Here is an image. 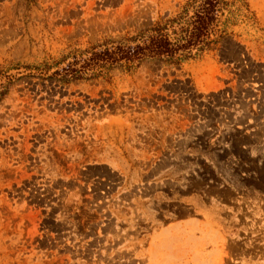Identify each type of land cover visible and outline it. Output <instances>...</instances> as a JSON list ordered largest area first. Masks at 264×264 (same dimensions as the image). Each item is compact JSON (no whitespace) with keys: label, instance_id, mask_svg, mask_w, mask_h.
I'll list each match as a JSON object with an SVG mask.
<instances>
[{"label":"rangeland","instance_id":"rangeland-1","mask_svg":"<svg viewBox=\"0 0 264 264\" xmlns=\"http://www.w3.org/2000/svg\"><path fill=\"white\" fill-rule=\"evenodd\" d=\"M185 1L0 0V264H264V0L198 58L64 73Z\"/></svg>","mask_w":264,"mask_h":264},{"label":"trees","instance_id":"trees-1","mask_svg":"<svg viewBox=\"0 0 264 264\" xmlns=\"http://www.w3.org/2000/svg\"><path fill=\"white\" fill-rule=\"evenodd\" d=\"M225 0H186L174 17L165 18L137 34L116 41L112 47L90 49L84 59L75 58L65 70V76H74L96 67H138L143 61L160 60L179 64L200 57L218 44L222 33L216 34L219 13ZM126 40V42H124ZM87 51V50H86ZM79 67H75L79 64ZM3 92L0 91V97Z\"/></svg>","mask_w":264,"mask_h":264}]
</instances>
